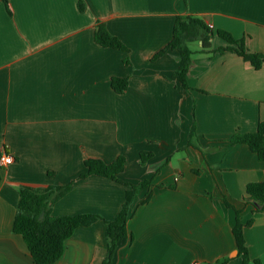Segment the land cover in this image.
<instances>
[{
    "label": "crops",
    "instance_id": "crops-1",
    "mask_svg": "<svg viewBox=\"0 0 264 264\" xmlns=\"http://www.w3.org/2000/svg\"><path fill=\"white\" fill-rule=\"evenodd\" d=\"M178 16L200 18L264 54V0H0V153L14 158L0 168V264H37L12 231L22 187L75 181L52 215L114 220L130 187L78 177L86 160L119 156L123 181L152 186L136 197L133 241L121 242L113 264H242L238 216L253 220L246 246L264 264V212H254L246 192L264 184V162L228 143L264 121V65L256 70L236 53H203L202 42L192 43L184 90L178 51L152 60L172 40ZM100 24L130 53L97 44ZM212 43L228 46L219 37ZM113 78L128 79L124 94L112 89ZM142 152L153 154L146 165ZM105 231L101 220L79 228L54 264H102Z\"/></svg>",
    "mask_w": 264,
    "mask_h": 264
},
{
    "label": "trees",
    "instance_id": "trees-1",
    "mask_svg": "<svg viewBox=\"0 0 264 264\" xmlns=\"http://www.w3.org/2000/svg\"><path fill=\"white\" fill-rule=\"evenodd\" d=\"M83 10V6L80 5ZM215 37L227 42L228 46L214 49L212 40ZM95 42L104 48L120 50L130 53V50L116 36L112 35L104 24H100L95 33ZM202 42V52L210 54H223L233 52L242 57L254 69L259 70L264 65V54L251 52L244 39H236L227 31H214L202 19L194 16H178L174 26L172 40L166 47L160 50L153 61L158 60L170 51H178L179 68L175 74L181 87L188 91L191 89L188 84V73L192 64L194 51L190 45ZM130 65L128 58L124 60ZM112 89L117 94H124L128 89L127 78H113ZM196 136L195 129L190 133V144ZM230 146L246 145L255 153L260 162H264V121L260 122L256 133L235 134L229 140ZM153 157L150 152H142L140 155L141 165H146ZM126 158L119 156L112 163L107 164L99 159H88L85 161L86 172L78 179H86L91 176H99L114 180L130 187L127 191L126 200L114 220H105L95 214H79L74 216L56 217L52 215L51 208L60 199L66 196L74 187L75 181L65 186L57 187H22L20 189V200L17 213L13 222L12 231L20 235L27 247L28 252L37 264H54L59 261L65 252V244L76 230L82 227H89L97 221H104L106 225L107 255L102 264H113L116 253L122 241L130 239L133 235L129 232L128 222L134 213L133 205L139 193L152 186L151 180H144L138 184H131L123 181L120 176L125 170ZM247 197L252 201L254 212H264V184L253 183L247 186ZM151 199L148 195L142 205L147 204ZM239 215V212L237 211ZM253 220L242 224L237 218L233 228V235L236 241L239 257L242 264H262L260 260H251L246 246L244 229L250 227ZM229 259L219 260L214 264H228Z\"/></svg>",
    "mask_w": 264,
    "mask_h": 264
},
{
    "label": "built area",
    "instance_id": "built-area-1",
    "mask_svg": "<svg viewBox=\"0 0 264 264\" xmlns=\"http://www.w3.org/2000/svg\"><path fill=\"white\" fill-rule=\"evenodd\" d=\"M14 163V158L12 155L8 154L5 151L0 153V168H5Z\"/></svg>",
    "mask_w": 264,
    "mask_h": 264
},
{
    "label": "rangeland",
    "instance_id": "rangeland-1",
    "mask_svg": "<svg viewBox=\"0 0 264 264\" xmlns=\"http://www.w3.org/2000/svg\"><path fill=\"white\" fill-rule=\"evenodd\" d=\"M193 45L195 46V44H192L191 47H192Z\"/></svg>",
    "mask_w": 264,
    "mask_h": 264
}]
</instances>
